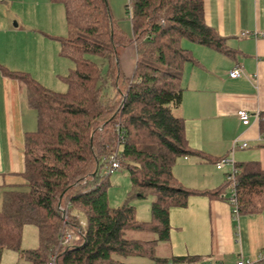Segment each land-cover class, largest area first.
<instances>
[{"label": "trees", "instance_id": "16d2710c", "mask_svg": "<svg viewBox=\"0 0 264 264\" xmlns=\"http://www.w3.org/2000/svg\"><path fill=\"white\" fill-rule=\"evenodd\" d=\"M51 1L63 6L74 32L56 37L58 54L72 63L62 76L66 90L53 91L27 72L0 65L3 74L24 84L36 113V128L24 134L23 176L29 189L4 194L0 248L22 255L26 264H46L51 256L57 264H138L125 262L128 256L147 257L153 264H202L198 255L158 256L157 245L169 239L171 207H185L194 194L222 195L229 183L225 178L223 187L190 189L172 172L179 157L200 155L186 140L183 119L172 112L181 102L183 66L193 60L181 43L230 52L206 24L204 1L128 0L130 36L114 21L107 0ZM128 45H134L136 59L132 75L125 77L119 55ZM90 55L106 61L104 72ZM259 129L264 137V114ZM112 156L129 174L128 198L152 196L148 221L137 220L127 201L109 206V174L103 169ZM234 167L239 212H259L264 170L253 162ZM80 220V238L66 249L64 231L79 227ZM26 224L36 227L38 244L22 250ZM126 230L154 237H126Z\"/></svg>", "mask_w": 264, "mask_h": 264}, {"label": "crops", "instance_id": "0c3cea01", "mask_svg": "<svg viewBox=\"0 0 264 264\" xmlns=\"http://www.w3.org/2000/svg\"><path fill=\"white\" fill-rule=\"evenodd\" d=\"M203 1L206 24L224 38L230 52L181 43L193 60L183 66L181 102L172 112L183 119L186 140L200 155L179 157L172 172L184 187L196 190L223 187L225 172L214 165L221 156L257 163L264 170L259 129L264 114V0ZM67 26L59 3L0 0V65L27 72L44 86L53 83L71 67L58 54L56 39L67 36ZM234 67L243 73L230 78ZM239 109L250 114L248 125L237 118ZM35 128L36 113L24 84L0 70V211L4 194L29 189L23 176L24 134ZM242 143L246 146L239 148ZM223 193L194 194L185 207L170 208L169 239L158 244L162 255H198L202 264H235L239 257L264 253V208L234 218L226 200L228 186Z\"/></svg>", "mask_w": 264, "mask_h": 264}, {"label": "rangeland", "instance_id": "374dc122", "mask_svg": "<svg viewBox=\"0 0 264 264\" xmlns=\"http://www.w3.org/2000/svg\"><path fill=\"white\" fill-rule=\"evenodd\" d=\"M107 1L114 21L116 22L120 30H122L125 33L126 36H130L131 22L126 9L128 0H107ZM67 29H68L66 33L67 36L74 34L71 28L68 27ZM90 57L92 60L97 61L99 63V66L103 72L106 70L107 63L104 59L99 58L98 56L95 55H90ZM135 59H136V53H135L134 45H128L127 47L121 49L119 55V64L121 71L125 77H130L132 75L135 66ZM70 65H72V63ZM46 84L49 85V86L45 85L46 88L58 92H63L67 88L61 76L58 77L57 80L54 81L53 83H50L51 85L47 81ZM227 170H228L227 168H224L219 171L221 172V174H223V172L226 173ZM224 182H225V175H224ZM130 192H131V182H130L129 174L126 170L115 169L112 173L109 174L106 182V194H107L109 206L117 208L122 206L127 201L130 206H133L135 210V218L137 220L148 221L150 219V204L152 201V196L151 195H146L144 197L131 196L128 198ZM125 236L131 238H140V239H150L154 237V235L150 232L138 231V230H126ZM37 244H38V233L36 227L33 226L32 224L24 225L22 228L20 248L22 250L33 249L37 247ZM157 247H158L157 253L158 256H160L162 255L163 248H161L159 245ZM162 256L167 257V255H162ZM123 260L125 262H130V263L153 264V262L150 259L143 256H128L125 257ZM17 262H19L20 264H26V260L22 255H19L17 252L12 250L0 248V264H16Z\"/></svg>", "mask_w": 264, "mask_h": 264}, {"label": "built area", "instance_id": "2783aa9c", "mask_svg": "<svg viewBox=\"0 0 264 264\" xmlns=\"http://www.w3.org/2000/svg\"><path fill=\"white\" fill-rule=\"evenodd\" d=\"M242 69L240 67H234L228 72V76L230 78H237L242 75ZM237 118L243 125H248L250 122V114L245 109H239L236 112ZM256 116V115H255ZM246 146V143H242L239 148H243ZM109 166L103 169L104 174H110L115 169H119V163L112 156L109 160ZM235 161L228 156H221L215 162L214 165L217 169L227 168L225 178L229 181V193L226 197L227 202L231 207L232 214L234 218H238L239 209L237 204V196L235 192V183H234V174L236 172L234 167ZM83 220L79 221V227L72 228L64 231L62 243L66 245V249L70 248L73 245V241L78 240L80 238V226H83ZM264 263V253H258L254 259H246L243 257H239L235 264H263ZM20 264V263H16ZM46 264H57L54 256H51Z\"/></svg>", "mask_w": 264, "mask_h": 264}]
</instances>
